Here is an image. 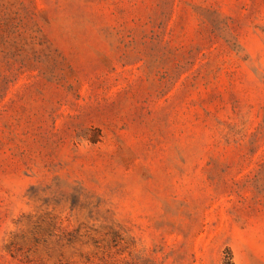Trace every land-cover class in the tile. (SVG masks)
Wrapping results in <instances>:
<instances>
[{
  "label": "rangeland",
  "instance_id": "374dc122",
  "mask_svg": "<svg viewBox=\"0 0 264 264\" xmlns=\"http://www.w3.org/2000/svg\"><path fill=\"white\" fill-rule=\"evenodd\" d=\"M264 264V0H0V264Z\"/></svg>",
  "mask_w": 264,
  "mask_h": 264
},
{
  "label": "trees",
  "instance_id": "16d2710c",
  "mask_svg": "<svg viewBox=\"0 0 264 264\" xmlns=\"http://www.w3.org/2000/svg\"><path fill=\"white\" fill-rule=\"evenodd\" d=\"M230 259H231V255H230V253H229V255H228V257H227V261H226L227 264H230Z\"/></svg>",
  "mask_w": 264,
  "mask_h": 264
}]
</instances>
